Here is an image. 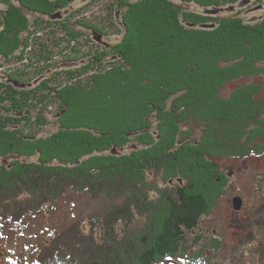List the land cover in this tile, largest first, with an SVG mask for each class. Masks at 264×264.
Listing matches in <instances>:
<instances>
[{
  "label": "trees",
  "instance_id": "16d2710c",
  "mask_svg": "<svg viewBox=\"0 0 264 264\" xmlns=\"http://www.w3.org/2000/svg\"><path fill=\"white\" fill-rule=\"evenodd\" d=\"M74 1L0 0V221L23 223L69 190L105 194L119 204L90 221L86 238L72 224L40 263L66 264L65 255L80 264L74 250L87 248V264H133L118 250L137 243L133 219L145 213L138 264H168L227 192L217 158L264 155L263 85L221 94L231 80L264 76V15L248 23L184 7L240 0H112L119 39L106 48L75 29L103 41L100 24L52 19ZM82 37L89 47L77 46ZM46 126L53 131L37 132ZM99 224L106 230H93ZM188 256L210 264L202 248Z\"/></svg>",
  "mask_w": 264,
  "mask_h": 264
},
{
  "label": "rangeland",
  "instance_id": "374dc122",
  "mask_svg": "<svg viewBox=\"0 0 264 264\" xmlns=\"http://www.w3.org/2000/svg\"><path fill=\"white\" fill-rule=\"evenodd\" d=\"M175 1L180 2V0ZM111 4L112 0H75L68 8L61 12L58 11L52 19L54 21H64L72 16L70 18L71 23L83 21L96 25L100 24L103 30L108 33L103 41H97L94 35L92 36V32L91 35H88V29L77 25L75 29L78 28L79 31L86 34L84 35L85 39L84 37L80 38L77 46H84L82 49L87 48L90 43L83 41L91 39L97 47L104 44L103 46L109 48L118 41L119 36L117 33L120 26L119 10L111 9ZM184 7L197 14L209 16L238 15L248 23L256 22L264 15V0H240L235 5H226L219 8H203L193 3L186 4ZM53 23L55 24V22ZM210 28H213V26H204V29ZM49 30L44 29L43 32L46 34V31ZM95 33L100 34L97 31ZM67 52L68 55L75 53L71 47ZM62 64L56 67L63 68L64 65H68ZM3 68L0 67V72L3 71ZM40 78L34 79L30 83H37L41 80ZM249 83L262 84L261 96L264 97V76L241 77L231 80L224 85L221 94L228 97L235 88ZM31 128L33 129L35 126ZM36 130L39 134H47L53 131V127L46 126L45 130L36 127ZM217 160L220 163V157ZM246 162L250 164L239 165V162L228 158L222 160L221 165L230 177L227 192L224 197L218 199L210 213L201 217L195 230L186 232L184 246L187 247V250L182 252L181 256L177 254L174 258H168L165 261L166 263L188 264L187 259L182 257L183 254L185 257H189V254L202 248L205 255L210 258V264H216L219 261L220 264H264V190H260V179L256 176V172L264 171V155L259 157L250 156ZM154 181L156 182V180ZM160 187L168 188L169 186L167 187V183H162ZM173 190L174 187L171 186V193ZM236 196L242 199L241 208H243L240 212H236L237 210L233 207V198ZM116 204H119L118 200H114V197L111 196L105 197V194L92 196L86 191L69 190L54 203L44 208L41 214L25 217L23 223L0 221V264H41L39 259H42V256H45L52 249L53 244H56L58 240L66 235L65 232L69 230L72 224L78 223L79 228H82L84 233L80 236L86 238L85 235L91 226L90 221L93 222L94 219L105 216V213L111 211ZM159 210L158 208L153 212L150 229ZM144 215L145 213L143 215L137 214L133 219V232L138 236L137 243L132 244V246L127 245L126 252L118 250V253H121L120 256L127 258L129 263L138 264L141 253L145 250L143 245L140 244L141 234L151 231L147 230L149 219ZM99 225L93 230H106L101 224ZM197 238H199L198 242L194 243ZM133 239H137V237ZM215 239L221 241L217 250H213L210 245ZM72 247L74 246L72 245ZM75 250L74 252H77L76 256L80 257V264H84L85 261V264H87L95 258V253L91 252L90 249ZM55 256L56 253L52 252L51 257L55 259ZM63 257L66 264L69 263L70 260H67L65 255ZM63 257L61 260L64 259ZM205 261V258L200 260V262ZM69 264H73V262Z\"/></svg>",
  "mask_w": 264,
  "mask_h": 264
},
{
  "label": "flooded vegetation",
  "instance_id": "af4514ba",
  "mask_svg": "<svg viewBox=\"0 0 264 264\" xmlns=\"http://www.w3.org/2000/svg\"><path fill=\"white\" fill-rule=\"evenodd\" d=\"M250 156H252V157H259V156H262V154H260V155H246V156H244V158H237V157H220V163L222 162V160L223 159H226V158H228V159H233L234 161H237V162H239V165L240 164H250V163H248V162H246L247 161V158H249ZM224 168V167H223ZM228 174V173H227ZM229 175V174H228ZM264 175V171L263 172H261V171H259V172H256V176H258L257 178H259V179H261L262 178V176ZM257 178H255V179H257ZM253 181H254V179H253ZM256 181V180H255ZM263 189V187H262V185H261V187H260V190H262ZM264 190V189H263ZM222 197H224V195L222 196ZM221 197V198H222ZM220 198V199H221ZM243 208V207H242ZM241 208V209H242ZM241 209H239V210H237L236 212H240L241 211ZM195 230V229H194ZM220 262V261H219ZM214 264V263H213Z\"/></svg>",
  "mask_w": 264,
  "mask_h": 264
},
{
  "label": "water",
  "instance_id": "95a60500",
  "mask_svg": "<svg viewBox=\"0 0 264 264\" xmlns=\"http://www.w3.org/2000/svg\"><path fill=\"white\" fill-rule=\"evenodd\" d=\"M94 37L96 38L97 41H102V36L101 34H94ZM241 206H242V199L241 197L239 196H236L233 198V207L234 209L236 210H239L241 209Z\"/></svg>",
  "mask_w": 264,
  "mask_h": 264
}]
</instances>
